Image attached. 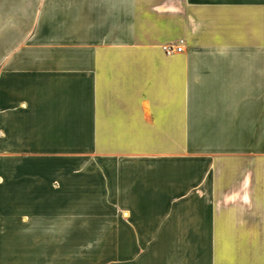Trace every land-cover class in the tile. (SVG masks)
<instances>
[{
    "label": "crops",
    "instance_id": "crops-1",
    "mask_svg": "<svg viewBox=\"0 0 264 264\" xmlns=\"http://www.w3.org/2000/svg\"><path fill=\"white\" fill-rule=\"evenodd\" d=\"M0 264H264V0H0Z\"/></svg>",
    "mask_w": 264,
    "mask_h": 264
},
{
    "label": "built area",
    "instance_id": "built-area-1",
    "mask_svg": "<svg viewBox=\"0 0 264 264\" xmlns=\"http://www.w3.org/2000/svg\"><path fill=\"white\" fill-rule=\"evenodd\" d=\"M162 47L166 53L172 52L173 50V45L171 43L164 44Z\"/></svg>",
    "mask_w": 264,
    "mask_h": 264
}]
</instances>
